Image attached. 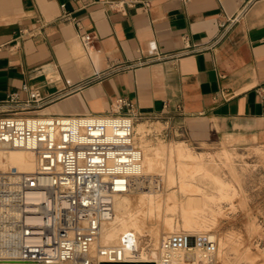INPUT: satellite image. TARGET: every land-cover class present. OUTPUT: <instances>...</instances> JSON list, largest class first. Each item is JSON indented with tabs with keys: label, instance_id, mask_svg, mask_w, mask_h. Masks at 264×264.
<instances>
[{
	"label": "crops",
	"instance_id": "1",
	"mask_svg": "<svg viewBox=\"0 0 264 264\" xmlns=\"http://www.w3.org/2000/svg\"><path fill=\"white\" fill-rule=\"evenodd\" d=\"M13 92L45 101L28 115H109L125 99L139 116L264 141V0H0V101Z\"/></svg>",
	"mask_w": 264,
	"mask_h": 264
},
{
	"label": "built area",
	"instance_id": "2",
	"mask_svg": "<svg viewBox=\"0 0 264 264\" xmlns=\"http://www.w3.org/2000/svg\"><path fill=\"white\" fill-rule=\"evenodd\" d=\"M240 14L228 19L226 32ZM61 20L80 29L71 13L64 12ZM79 38L85 49L93 47L92 34ZM184 55L185 51L159 54L138 64ZM23 89L28 91L27 86ZM29 94L22 100L13 92L0 101V148L30 151L36 158L32 173L0 170V249L9 252L0 260L10 264L136 260L134 237L127 236L124 245L96 244L103 223L114 215V197L129 193L143 177V153L134 140L139 115L133 105L118 99L109 115L37 116L23 112L40 109L45 101L37 92ZM193 243L206 253L215 250L207 237L172 234L162 241L156 264H173L172 253Z\"/></svg>",
	"mask_w": 264,
	"mask_h": 264
},
{
	"label": "rangeland",
	"instance_id": "3",
	"mask_svg": "<svg viewBox=\"0 0 264 264\" xmlns=\"http://www.w3.org/2000/svg\"><path fill=\"white\" fill-rule=\"evenodd\" d=\"M192 123L169 112L134 120L135 144L157 157L156 170L135 183L129 196L135 200L136 193L150 194L130 213L147 236L158 237L157 248L147 246L155 254L154 264L170 232L213 236L214 252L199 249L203 256L196 264H264V141L221 137ZM199 160L213 161L221 170L219 185L202 181V172L194 170ZM181 169L189 170L186 177Z\"/></svg>",
	"mask_w": 264,
	"mask_h": 264
},
{
	"label": "bare ground",
	"instance_id": "4",
	"mask_svg": "<svg viewBox=\"0 0 264 264\" xmlns=\"http://www.w3.org/2000/svg\"><path fill=\"white\" fill-rule=\"evenodd\" d=\"M138 134L141 136L140 139L142 140L141 142L143 143L145 138L143 135L144 131L142 128L138 130ZM138 147L143 151L144 154V168H143V177H142V179H144L148 174H150L149 172H153L156 170L157 157H155L156 152L154 150H148V149L143 150L144 148L139 145ZM201 160H199L200 161L199 166L197 165V168H195L194 170L198 172H202L201 178L204 183H208L212 186L219 185V181L222 174L221 170L217 167V165H214L213 161L203 162ZM3 166L7 167V169L3 168ZM10 169H15L19 173H23V174H29L34 172V170L36 169L35 155L30 151L1 147L0 170H10ZM170 170L174 172L173 169ZM188 173H189L188 169L185 170L181 169L180 174L182 175V177H186ZM168 180H172V178L168 176ZM138 182L139 180L136 181V184H138ZM131 191L132 189H130L129 193L127 194L117 195L114 197L113 199L114 208H115L114 216L112 217L111 220L103 223L101 228V233L96 241V244L109 245V246L121 245L123 243L125 244L127 240L126 238L127 236H129L130 238L136 236L137 240L135 239V237L134 239L136 242L137 259L133 261H125L123 263H101V264H154L156 261L153 257V255H155L153 253V249L151 248V250H148L147 246L151 244L153 247L157 248L158 237L147 236L144 230L142 228H139L140 226L137 225L135 221H133V219L131 218L132 213H130L131 209L134 208L137 202H141L143 200H150L151 197H148L150 194L148 195L147 193L144 192L136 193L138 195L137 197L134 196L136 199L133 200L132 198L130 199L129 197ZM171 234H174V232H170L168 235ZM125 235L127 236L125 237ZM208 238L210 243L213 242L214 239L213 236H208ZM8 253L9 252H7L6 250L0 249V256L6 255ZM141 256H142V260L138 261ZM202 256L203 254H201L199 248H197L193 243L190 246V248L187 250H180L173 252L171 258L173 262L178 264H185V263L196 264L197 259ZM216 263L217 262H215L214 264ZM0 264H10V263L7 260H0Z\"/></svg>",
	"mask_w": 264,
	"mask_h": 264
}]
</instances>
